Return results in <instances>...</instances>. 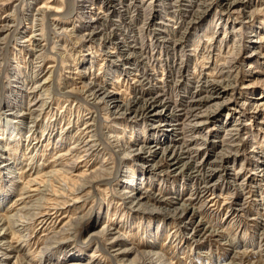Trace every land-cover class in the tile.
Masks as SVG:
<instances>
[{
  "label": "rangeland",
  "instance_id": "374dc122",
  "mask_svg": "<svg viewBox=\"0 0 264 264\" xmlns=\"http://www.w3.org/2000/svg\"><path fill=\"white\" fill-rule=\"evenodd\" d=\"M47 1L0 0V264H264V0Z\"/></svg>",
  "mask_w": 264,
  "mask_h": 264
},
{
  "label": "bare ground",
  "instance_id": "6f19581e",
  "mask_svg": "<svg viewBox=\"0 0 264 264\" xmlns=\"http://www.w3.org/2000/svg\"><path fill=\"white\" fill-rule=\"evenodd\" d=\"M55 0H53L52 2H54ZM108 2H109V4L111 5L112 4V2H113V0H108ZM47 5L45 6V9L46 10H50V11H52V12H54V13H58L59 14V11L58 10H56V9H54L50 4H51V0H48L47 2ZM241 2H238V1H236V2H233V3H228L227 2V4L226 5H224V7H225V10H227V11H229L230 9H232L233 7H235L236 5H238V4H240ZM220 2L219 3H216V5L219 7L220 6ZM212 5H215V3H209L207 6H206V8H204V9H208V7L209 6H212ZM203 7V6H202ZM205 13V10L204 11H202V12H200V13H198V15H194L193 16V18L194 19H201L202 17V14H204ZM197 14V13H196ZM229 14H230V12H229ZM93 21V20H92ZM184 23V22H183ZM196 22H195V20H190L189 22H187V23H185V27L186 28H188L190 25L191 26H193L194 24H195ZM117 28V27H116ZM95 33L94 32H90L89 34H88V37H90V39H89V42H91V41H93V38L95 37ZM159 35V34H158ZM115 36V34H113L112 35V37H114ZM112 37H106L105 39H104V41L103 42H108V43H111L112 45H114L113 43H112ZM96 38V37H95ZM182 38H183V36H182ZM102 40V39H101ZM160 41V40H159ZM163 41V40H162ZM181 42V41H180ZM93 43H95V42H93ZM118 43V42H117ZM175 43V42H174ZM29 44V43H28ZM122 44V47H124V45H123V43H120L119 45H121ZM175 45V44H174ZM31 46H32V44H31ZM126 46V45H125ZM112 49H116V50H118V47H113ZM132 49V48H131ZM31 51V50H30ZM120 54L121 53H119L118 51H117V55H118V57H121L120 56ZM129 56V55H128ZM131 58V57H130ZM125 62H127L128 61V59H125L124 60ZM143 63V62H142ZM126 64V63H125ZM131 64V63H130ZM139 64V63H138ZM141 64V63H140ZM124 66V65H123ZM176 66V65H175ZM133 67V66H132ZM137 67V66H136ZM173 68V67H172ZM183 68H185V67H183ZM127 70H131V68L129 67V68H126ZM125 69V70H126ZM141 69V68H140ZM132 70H136V71H138L137 70V68H134V69H132ZM185 72V71H184ZM184 72L182 73V75H181V77H184ZM128 75H130L129 74V71L128 72H126ZM143 73V72H142ZM134 74V73H133ZM145 74V73H144ZM195 74V71H194V73L192 74V75H194ZM218 74L220 75V73L218 72ZM217 73H215V72H212L211 73V75H218ZM125 75V74H124ZM135 75V74H134ZM146 76V75H145ZM128 77V76H127ZM149 79V78H148ZM131 80H134L136 83H138V84H140L141 85V79H139V77H138V75H135V76H133L132 77V79ZM143 80H146V79H144V78H142V81ZM145 82V81H144ZM98 84V83H97ZM96 84V85H97ZM205 84V83H204ZM214 85H211L212 87H210V88H212L211 90H209L208 92V94L209 95H207V96H205V97H199L198 98V95H200V93H202L203 92V90H202V82H201V85H199V90L195 93V94H190V95H192L190 98H192V100H191V103L193 104V107L194 106H202V105H204V103L205 102H207V101H209L210 99H212V97H213V95H216V97H218V95H219V93L217 92V87L216 86H219V87H221V88H219L218 90H223V94H224V92L226 91V87H222L221 86V84L219 85L218 83H213ZM96 87V86H95ZM208 87V86H207ZM93 88V87H92ZM92 88H91V90H92ZM103 88H104V86L103 87H101V85H99V89L97 90L98 92H101V95H102V97L101 98H103L104 100H103V103L104 104H106L107 106H113L112 108H116V109H119L115 114L116 115H118V119H125V120H129V121H136V120H139V119H142V120H145L146 118V120H149L150 118L152 119V121L153 120H156V119H159V122L161 123V124H164L165 126H171L172 128H174V124L172 123V117L170 116V117H165L164 115L162 116L161 115V112L159 113V112H157L156 113V108H158L159 106H163L165 103L164 102H162L161 100H159V98H157V97H148V98H144L143 99V95H150L151 93H152V91L149 89V90H143L141 93H139L138 95H135L133 98H130V99H128L127 101L125 100V101H120V103L119 104H117L119 101H117V98H119V97H116V95H118L119 93L117 92V91H104L103 90ZM103 90V91H102ZM32 93H34V92H32ZM159 97V96H158ZM191 104V105H192ZM218 107V106H217ZM217 110L218 109H214L213 111H209V112H206V114L204 115V117H207V119H210V118H212V119H214V118H216L217 117ZM191 111V110H190ZM190 111H189V113H190ZM192 112V111H191ZM192 114H190L189 115V117L191 116ZM18 116V115H17ZM27 116V115H26ZM192 117V116H191ZM195 117H197V115H195ZM24 118V117H23ZM158 127H160V125H158ZM182 129H184V128H182ZM172 132L174 131V129H172L171 130ZM152 143V142H151ZM150 144V143H149ZM172 147H174V146H172ZM152 147L151 146H149L148 145V143L146 144V145H143V146H141V148L139 149V150H141L142 151V153L143 154H147L149 157H151V156H153L156 152L155 151H152ZM166 150H167V148H166ZM165 150V151H166ZM173 150V148H170L169 150H168V152H167V156L170 158V161L171 162H173V165L172 166H175L176 164H178V163H180V161H181V155H183L184 153H182V152H179V153H177V151L175 152L174 150ZM139 158H142V156H140ZM223 159H226V158H224V156H223ZM190 165V164H189ZM190 167V166H189ZM188 167V168H189ZM148 168V170H147V172H149V173H152L154 170H155V168H156V165H150L149 167H147ZM190 169V168H189ZM211 175L212 174H210L209 176H207V179H209L210 177H211ZM206 189V188H205ZM14 204V203H13ZM13 204H11V205H13ZM187 209H181V212L180 213H182V214H184V213H186L187 211H186ZM50 215H53V214H50ZM50 215H49V213L47 214V213H45L42 217V220H41V224H44V225H46V223H47V220H46V217L49 219L50 218ZM53 217V216H52ZM49 221V220H48ZM195 234V233H194ZM79 254V253H78ZM80 254H81V252H80ZM79 254V255H80ZM80 257V256H79ZM148 261V260H147ZM148 263H150V261H148ZM151 264V263H150Z\"/></svg>",
  "mask_w": 264,
  "mask_h": 264
}]
</instances>
